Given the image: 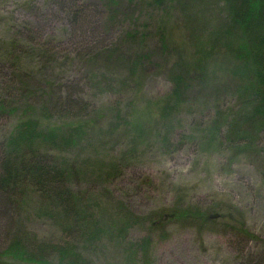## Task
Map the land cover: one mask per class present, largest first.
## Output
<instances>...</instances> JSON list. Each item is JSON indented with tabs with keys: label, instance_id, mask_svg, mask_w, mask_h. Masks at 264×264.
Segmentation results:
<instances>
[{
	"label": "rangeland",
	"instance_id": "374dc122",
	"mask_svg": "<svg viewBox=\"0 0 264 264\" xmlns=\"http://www.w3.org/2000/svg\"><path fill=\"white\" fill-rule=\"evenodd\" d=\"M61 1L0 0V36L24 32L32 41L25 62L33 60L26 64L37 66V77L52 75L57 88L68 83L103 108L100 124L73 155L77 172L70 183L75 190L87 191L90 199L95 192L108 209L116 199H125L138 214L176 199L235 205L257 236L234 231L229 221L209 223L203 230L173 221L156 229L134 226L130 237L151 234L152 264H264V133L254 134L252 143L236 137L221 143L210 136L219 112L241 109L243 88L238 85L247 83V77L243 82L235 74L230 59H222L220 46L225 42L215 37L227 23L225 1H134L124 3L116 15L101 0H77L89 4V20L77 32ZM132 29L147 36L148 59L138 85L115 63L136 49L127 34ZM8 65L9 59L0 57V75ZM183 67L190 70L192 84L182 103L164 112L165 98L173 90L172 72ZM116 104L122 115L139 117L144 130L124 126L116 118ZM9 127V121L0 120L1 137ZM37 206L33 195L22 211L23 225L47 240L59 239L60 231L38 214ZM125 262L124 249L117 243H106L96 255V264Z\"/></svg>",
	"mask_w": 264,
	"mask_h": 264
},
{
	"label": "trees",
	"instance_id": "16d2710c",
	"mask_svg": "<svg viewBox=\"0 0 264 264\" xmlns=\"http://www.w3.org/2000/svg\"><path fill=\"white\" fill-rule=\"evenodd\" d=\"M101 1L110 14L117 15L124 3L148 0ZM224 1L227 23L215 37L225 42L220 46L222 59H230L235 74L243 82L247 77V83L238 85V89L243 88L241 109L219 112L221 121L215 120L210 136L221 143L233 137L252 143L254 134L264 133V0ZM61 2L77 32L89 20V4ZM127 34L136 49L117 57L115 63L128 70V81L132 78L138 85L148 59L144 50L147 36L138 29ZM25 39L22 31L0 36V57L6 62L9 59L7 71L0 75V120L10 122L6 135L0 136V264L3 260L13 264H96V255L106 243L122 245L125 264H152L151 234L130 237L134 226L144 224L156 229L184 221L203 230L209 223L229 221L234 231L257 236L235 205L205 206L176 199L169 206L138 214L125 199H116L108 209L95 192L90 199L87 191L75 190L70 183L77 172L73 155L89 141L105 114L102 107L91 104L68 83L62 82L57 88L52 75L37 77V66L26 64L33 60L25 62L32 42ZM184 68L172 72L173 90L165 98L164 112L175 110L192 84L190 70ZM201 71L203 76L205 68ZM115 108L116 118L124 126L144 130L139 117L122 115L120 104ZM33 195L37 197L38 214L60 231L59 239L47 240L23 225L22 211Z\"/></svg>",
	"mask_w": 264,
	"mask_h": 264
}]
</instances>
